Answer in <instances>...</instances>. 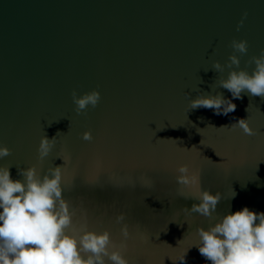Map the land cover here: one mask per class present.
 <instances>
[{"label": "water", "instance_id": "95a60500", "mask_svg": "<svg viewBox=\"0 0 264 264\" xmlns=\"http://www.w3.org/2000/svg\"><path fill=\"white\" fill-rule=\"evenodd\" d=\"M233 39L248 42L240 68L251 74L264 0H0V145L12 150L0 166L23 181L20 170L36 164L42 176L64 157L68 234L108 231L109 252L128 264H211L194 245L198 229L244 206L264 212V98L214 85L228 69L212 61L227 62ZM73 89H97L99 104L77 115ZM217 93L234 112L189 110V99ZM238 118L256 134L232 128ZM44 134L57 139L41 162ZM182 163L222 194L211 217L191 211L194 190L180 194Z\"/></svg>", "mask_w": 264, "mask_h": 264}, {"label": "clouds", "instance_id": "9594fccd", "mask_svg": "<svg viewBox=\"0 0 264 264\" xmlns=\"http://www.w3.org/2000/svg\"><path fill=\"white\" fill-rule=\"evenodd\" d=\"M246 16L245 12L237 24V31L243 26ZM230 46L233 51L225 64L218 60L212 61V68L219 73L228 69L227 77L218 78L214 85L229 90L236 99H242V92L264 98V49L247 62L255 64L250 74L240 68V56L248 52V42L233 39ZM195 90L200 91L198 88ZM100 99L97 89L82 95H78L76 89L72 90L77 115L87 114L89 106L95 108ZM188 103L189 110L203 107L213 109L216 115H227L236 109L232 100L224 98L221 93L201 94L195 99H189ZM209 126L215 127L211 124ZM237 126L246 135L256 134L247 118H238L231 124L232 128ZM56 139L57 135L49 139L46 134L40 138L38 161L42 162L49 156ZM82 139L92 141L91 131L83 132ZM11 154L12 150L8 146L0 145V159ZM62 159L63 166L50 167L42 176L36 164L20 170L23 181L11 178L10 165L0 166V264H105V256L112 264H128L119 251L109 252L108 231L99 234L85 231L79 238L66 232L72 219L69 204L62 195V170L66 163L65 158ZM176 171L179 173L176 181L182 186L180 194L183 195L184 188L194 190L192 192L199 201L191 205V211L211 217L222 194L201 189L200 170L193 171L188 164L182 163ZM241 186L245 187L244 184ZM235 195L232 189L230 199ZM118 219H123V216ZM124 234L127 235L126 228ZM198 234L200 243L194 245L211 264H264V212L257 213L244 206L235 212L230 211L207 230L198 229ZM82 253L90 255L85 258Z\"/></svg>", "mask_w": 264, "mask_h": 264}]
</instances>
